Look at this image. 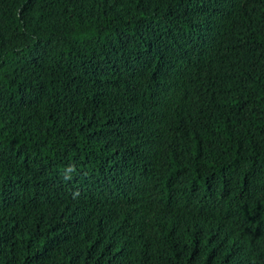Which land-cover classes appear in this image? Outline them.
I'll return each mask as SVG.
<instances>
[{
  "label": "trees",
  "instance_id": "1",
  "mask_svg": "<svg viewBox=\"0 0 264 264\" xmlns=\"http://www.w3.org/2000/svg\"><path fill=\"white\" fill-rule=\"evenodd\" d=\"M0 264H264V0H0Z\"/></svg>",
  "mask_w": 264,
  "mask_h": 264
}]
</instances>
